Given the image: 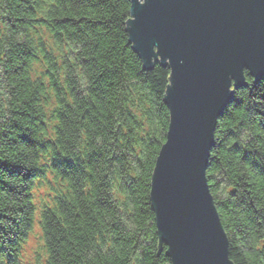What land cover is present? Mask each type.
Masks as SVG:
<instances>
[{
  "label": "trees",
  "instance_id": "16d2710c",
  "mask_svg": "<svg viewBox=\"0 0 264 264\" xmlns=\"http://www.w3.org/2000/svg\"><path fill=\"white\" fill-rule=\"evenodd\" d=\"M130 0H0V264L32 229L33 176L63 192L45 211L48 264H172L153 174L171 71L144 69ZM218 120L207 177L234 264H264V79L245 73Z\"/></svg>",
  "mask_w": 264,
  "mask_h": 264
},
{
  "label": "water",
  "instance_id": "95a60500",
  "mask_svg": "<svg viewBox=\"0 0 264 264\" xmlns=\"http://www.w3.org/2000/svg\"><path fill=\"white\" fill-rule=\"evenodd\" d=\"M127 32L144 69L171 71L170 126L153 174L158 235L172 264H234L207 169L218 120L264 79V0H130Z\"/></svg>",
  "mask_w": 264,
  "mask_h": 264
},
{
  "label": "bare ground",
  "instance_id": "6f19581e",
  "mask_svg": "<svg viewBox=\"0 0 264 264\" xmlns=\"http://www.w3.org/2000/svg\"><path fill=\"white\" fill-rule=\"evenodd\" d=\"M38 234H40V233L39 232L33 233V235H38Z\"/></svg>",
  "mask_w": 264,
  "mask_h": 264
}]
</instances>
